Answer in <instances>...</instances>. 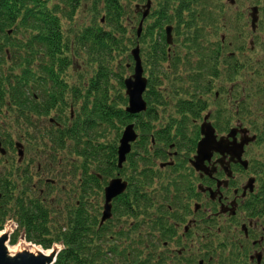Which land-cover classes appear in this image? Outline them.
<instances>
[{
	"label": "trees",
	"instance_id": "16d2710c",
	"mask_svg": "<svg viewBox=\"0 0 264 264\" xmlns=\"http://www.w3.org/2000/svg\"><path fill=\"white\" fill-rule=\"evenodd\" d=\"M85 1L0 0L2 106H8L7 100L15 107L47 115L55 107L54 99L61 90L52 94L51 89H45L48 96L41 106L28 93L39 89L30 86L48 85L45 79H90L94 86L88 91L82 107L89 112L73 129L72 143H68V131L58 129L44 145L45 148L52 145L53 154L68 151V155L81 156L93 165L95 171L102 160L115 168L117 143H103V134L116 130L120 137L125 125L133 121V116L124 109L128 105L125 94L120 90H116L118 94L113 92V79H120L122 89L125 86L124 76L117 75L112 65H116L120 57L124 62L133 60L131 46L142 40L147 44L144 66L150 70L145 94L149 108L139 115L142 136L136 144L139 153L144 152L149 157L156 155V160L164 159L158 152L165 144V128L163 125L156 129L155 124L164 123L167 106L165 79L170 80L176 95L172 98H176L179 92L191 98L177 100V107L184 110L196 106L197 79H219L223 68L227 77H222L224 79H264V54L257 59L245 55L247 45L244 38L252 29L236 6H230V12L225 10L221 0H151L153 10L142 36L138 38L137 30L131 28L135 15L132 7L135 3H148V0H91L87 9L82 7ZM236 2L237 5L242 0ZM259 8L261 18L253 46L254 50L260 47L264 51V6ZM80 11L88 14V26L76 21ZM167 26H173L177 36L176 55H170V58L165 34ZM13 34H21L22 38L16 40ZM210 35L212 41L208 39ZM227 49L232 52L224 56ZM8 56L12 59L8 60ZM166 61L171 62L170 73ZM122 64V69L128 67ZM70 69H73V75H69ZM101 81L105 85L103 92L97 85ZM75 90L76 96L79 88L76 86ZM258 90L264 94V89ZM80 97L84 98L83 95ZM239 106L247 109L244 103ZM153 139L157 144L152 147ZM5 147L8 156L15 151L10 137ZM39 154L46 153H39L36 149L35 155ZM142 161L149 163L145 158ZM7 162L8 165L0 171V231L9 218L16 220L18 229L12 235L11 244L16 245L22 233L28 242L45 250L61 244L55 264H164L163 257L157 258L156 252L165 242V206L156 209L155 196L147 190L153 182V173L144 170L139 174L135 203L130 202V196L122 197L109 223L100 226L101 213L95 206L89 208L88 214L83 204L79 207L73 204L71 210L61 212L58 207L54 208L55 203L45 206L38 196L27 197L21 189L20 169L14 162ZM105 174L113 175L112 168L106 169ZM90 180L97 182L98 178L91 176ZM61 204L57 202V206Z\"/></svg>",
	"mask_w": 264,
	"mask_h": 264
},
{
	"label": "flooded vegetation",
	"instance_id": "af4514ba",
	"mask_svg": "<svg viewBox=\"0 0 264 264\" xmlns=\"http://www.w3.org/2000/svg\"><path fill=\"white\" fill-rule=\"evenodd\" d=\"M175 34L173 30L174 44L168 47L169 58L176 46ZM11 59L8 56V60ZM45 80L49 82L48 85L30 86L39 90L28 93L42 106L48 96L45 89H51L52 94L61 90L49 114L18 108L7 100L5 102L8 106L0 104V115L7 116L11 111L13 115L10 119L15 120L16 113L20 127L25 128L26 132L37 133L34 138L26 133L28 145L14 141L13 148L16 149L15 145L20 143V149L25 155L22 158L18 155L6 159L5 162L6 165L7 161L14 162L15 167L20 169L21 189L27 197L31 199L38 196L45 206L60 201L61 212H68L73 204L77 207L83 204L88 214L89 208L95 206L101 213L100 222L106 204L105 190L110 182L121 179L127 184L125 192L112 201L113 213L122 197L130 196V202L135 203L139 174L147 170V173H153V182L147 190L155 196L154 206L156 209L165 206V242L161 247L165 264H264V132L258 126L259 122L255 124L250 120L248 112L243 111V117L234 123V83H227L229 87L226 89L224 85L217 87L218 79H197L195 89L199 102L194 109L184 110L177 107V100L182 99L180 92L176 98H172L176 95L169 81L165 92V144L159 147L162 150L158 152L164 159L156 160V155L154 158L138 152L136 143L142 136V129L138 124L140 117L134 115L133 121L127 125H135L139 138L132 144L123 167L119 168L118 152L127 125L120 137H117L115 168L102 160L98 162V171H95L93 165L81 156L51 153L52 145L43 151L46 153L44 155L26 154L29 144L42 153L40 141L44 137V141L50 142L49 138L56 135L58 129L67 130V140L72 143L73 129L83 121V115L89 112L82 107L88 91L94 88L90 79ZM97 85L100 92H103L104 82ZM76 86L79 94L75 96ZM257 111L262 114L260 110ZM238 112L240 109H237ZM47 118L48 123L45 124L43 120ZM190 120L191 123L188 122ZM205 124H211L217 140L225 139L228 146L222 153L206 151L203 158L197 161ZM233 130H236V134L230 137ZM253 137L256 139L251 141ZM246 139L249 143L244 147L240 159L235 156L238 152L233 150V142L240 144ZM152 143V147L157 144L155 140ZM150 150L152 152L151 146ZM144 158L148 164L142 161ZM110 168L113 175L107 176L105 171ZM91 176L98 178V181L91 182ZM156 181L159 183L152 188Z\"/></svg>",
	"mask_w": 264,
	"mask_h": 264
},
{
	"label": "rangeland",
	"instance_id": "374dc122",
	"mask_svg": "<svg viewBox=\"0 0 264 264\" xmlns=\"http://www.w3.org/2000/svg\"><path fill=\"white\" fill-rule=\"evenodd\" d=\"M90 1L91 0L85 1L83 3L82 7H85L87 9V7H88L87 4ZM257 1H258L259 4H257ZM220 2L223 4L225 10L229 9V11H230L229 7L232 6V5L229 3L228 0H221ZM146 4H147V2L135 3L133 5L132 8H133V11H135V15L133 16L134 17V20H133L134 24L131 27L133 30L134 29L138 30V27H139L138 24L140 23L141 18H142V16L139 15L136 12V6L137 5H146ZM235 6H236L237 10L241 11L242 16L244 18V22L249 23V27H250V16H249V14L251 12V7L264 6V0H242L241 3H239V4L235 5ZM151 10H153V4H151ZM230 12L228 13V15H230ZM243 18H242V20H243ZM260 18H261V12H260ZM76 21L78 23H82L85 26H88L90 24V20H89L88 14L86 12H83V11H80L77 14ZM147 21L148 20H145V22H144L143 31H144V28L146 27V22ZM143 31H142V33H143ZM250 31L252 32V34H251ZM250 31L248 30V32H247V35H246L247 38H244L245 41H246V45H247V48H246V51H245V55L247 57H249V58L257 59L260 56H262V54H264V51H262L260 47L258 49H256V50H254V46L250 45L251 42L255 41V36L258 34L257 32H253L252 30H250ZM142 33H141V35H142ZM226 33L229 36L232 35L230 31H226ZM224 34L225 33L223 32L222 36L225 37ZM133 36H134V34H133ZM13 37L16 40L17 39L20 40L22 38L21 34H17V35L13 34ZM176 37L177 36H175V38ZM208 39L212 41L213 40V36L210 35L208 37ZM138 45L140 46V49H141L142 60H143V62H145L147 44H146V42L144 40H142L137 45L131 46V50L136 48ZM175 50L176 49L172 50V54L171 55H176V53H175L176 51ZM230 52H232V50L231 49L230 50L227 49L223 53V55L224 56L228 55V54H230ZM184 53H186V50H184ZM242 61H244L243 58H242ZM122 62H123L122 65H128V67L122 69V67H121V63ZM170 65H171V62L166 61L165 66H166V69H167L168 73H170ZM112 67H113V70L117 72V75L121 74V75L124 76V79H127V78L131 77L133 72H134V61L131 60L129 62L128 61L124 62V61L121 60V57H120L118 60H116V65H112ZM222 68H223V63H221V69ZM224 71L225 70L223 68V74L217 80L216 85H217V87H219V86L222 87L224 85L225 88L227 89L229 87V85L227 83H229V82L234 83V90H233V93H232V95H233L232 96L233 97L232 117H233L234 123H236V120L238 118L240 119V118L243 117V111L244 112H248L250 114V120L252 122H254L255 124H256V122H259L260 124L258 126L264 132V94L258 92L259 91L258 89H260L261 86H264V79H252V80H249V79H230V78L224 79L222 77L227 78L225 76V74H224ZM68 73H69V75H73V69H70ZM145 76L148 79L150 78V70H149V68L147 69L146 67H145ZM169 81H170L169 79H165V92L167 90V84H168ZM260 81H262L261 84H260ZM257 82H259V83H257ZM111 85H112L113 92H116V90H120L126 96V89L125 88L122 89L120 87V79H113V82H111ZM226 92L228 93L227 90H226ZM118 93H119V91L116 92V94H118ZM180 94L182 95V98H184V99H191L189 96H187L186 94H184L182 92H180ZM197 99L198 98L196 96L195 99H194L195 103L199 102ZM241 103H244L245 104V108H247V109H241V107L239 106ZM4 109H5V107H4ZM237 109H240V112H238L239 114H237ZM256 110H260L262 112V114H259L258 111L256 112ZM12 115H13V113L11 111H9V114H7V116L5 114L0 115V136L2 137L3 142L5 143L8 140V137H10V139L13 140V143H14V141L15 142H25L28 145V142H27L28 141V139H27L28 137H27L26 133H28L30 138H34L37 133L35 131L26 132L25 128L19 126V123H18V120H17L18 114L15 113V117H16L15 120L10 119ZM161 117H163V116H161ZM43 122H45V124H47L48 123V118L46 119V121L43 120ZM188 122L191 123L192 121L190 120ZM247 123H248V120H247ZM163 125H165V117H164V123H162V124L156 123L155 127H156V129H159ZM103 135H104L105 139L102 140V142H104V143L110 142L112 144L116 143L117 137H118L116 130H114V131L110 130V131H108L107 134L104 132ZM47 143H48V141H43V142L40 141L39 145H40L41 151H46L47 150V148H45V146H44ZM68 143L70 144V142H68ZM39 145H38V147H39ZM29 146H30L28 148L29 151H27L26 154L28 156H34L36 148H34V146L32 144H29ZM49 147H50V144H49ZM65 155H68V151H66L65 153H63V152L61 153V156H65ZM16 156H18L16 150L12 151L11 154L9 156L7 155L6 157L0 155V171L6 165V163H5L6 159L10 160V159H12L13 157H16ZM157 183H159V181H156L153 184L152 188H154ZM15 196H17V193H15ZM56 207H58V209L60 208V206H57V203L54 204V208H56ZM52 208H53V205H52ZM14 224H16V220H14L13 218H9L6 221V223H5V225L7 227H9L11 225L13 226ZM11 238L12 237H10V239L7 241L8 244L11 247L22 246V244H24V247H25L26 246L25 244L27 243V244H31L33 246H37V247L42 248L43 250H45L40 245H36L34 243H30V242H27V241L25 242L24 239H23L24 238L23 233H22V236H20V239H19V241H18V243L16 245H13V244L10 243ZM161 247H159L157 252H156V257L157 258H159L160 256L163 255ZM31 249L32 248L30 247V248H27L26 250L29 252ZM61 249H62V245L61 244H57V245H54V247L51 250L54 251V253H57ZM156 260L157 259H155L154 262H156ZM164 264H165V262H164Z\"/></svg>",
	"mask_w": 264,
	"mask_h": 264
},
{
	"label": "water",
	"instance_id": "95a60500",
	"mask_svg": "<svg viewBox=\"0 0 264 264\" xmlns=\"http://www.w3.org/2000/svg\"><path fill=\"white\" fill-rule=\"evenodd\" d=\"M231 5L236 4V0H228ZM145 12L143 14V19L141 20L138 28V36L141 35L143 31L144 21L150 14L151 9V1L149 0L148 4L144 6ZM251 28L253 32H256L258 29V23L260 20V9L259 7L251 8ZM173 27H167V43L169 45L173 44ZM132 56L135 62L134 73L131 77L125 79L124 84L126 88V94L129 98V106L127 108V112L131 115H139L143 112H146L148 109V103L145 100V93L148 88L149 80L145 76V69L143 65V60L141 57L140 46L138 45L136 48L132 50ZM202 134L204 135V139L199 144L198 158L197 161L203 158L204 153L209 150H215L217 152H224L228 143L225 139L217 140V136L215 135V130L211 124H205L202 128ZM236 134V130H233L230 133V137H234ZM138 133L135 129L134 124H129L122 135L119 146V168L123 167V164L127 160L128 154H130L132 149V144L135 143L138 139ZM256 137L251 138V141H254ZM248 139L242 140L240 144L233 142L234 148L233 150L238 152L235 153L237 157L241 159L244 147L248 144ZM19 150V156L22 158L24 156L23 150L20 149L22 147L19 143L16 145ZM0 153L5 156L7 154L6 149L3 147L2 140L0 137ZM127 188V184L122 182L121 179H114L110 182L109 186L105 190L106 196V204L104 207L101 226L108 220H110L113 216L112 213V201L118 196L122 195ZM2 198V194L0 193V200ZM9 237L5 235L4 237H0V264H55L57 260V253H54L52 256H47L45 254H31L28 251H24L20 253V255L15 257H10L7 248L6 242Z\"/></svg>",
	"mask_w": 264,
	"mask_h": 264
},
{
	"label": "bare ground",
	"instance_id": "6f19581e",
	"mask_svg": "<svg viewBox=\"0 0 264 264\" xmlns=\"http://www.w3.org/2000/svg\"><path fill=\"white\" fill-rule=\"evenodd\" d=\"M6 234V232H1L0 233V237H4ZM26 246L24 247V244H22V246H16V247H11L8 242H6V248H7V252L9 254L10 257H15L20 255V253H22L23 251H27V248H32L29 252L31 254L37 255V254H45L47 256H52L54 255V251L52 250H43L42 248H39L37 246H33L31 244H25ZM27 247V248H26ZM26 248V249H25Z\"/></svg>",
	"mask_w": 264,
	"mask_h": 264
}]
</instances>
